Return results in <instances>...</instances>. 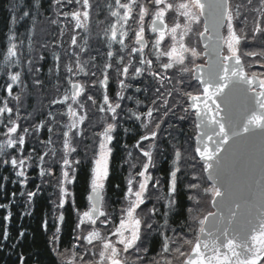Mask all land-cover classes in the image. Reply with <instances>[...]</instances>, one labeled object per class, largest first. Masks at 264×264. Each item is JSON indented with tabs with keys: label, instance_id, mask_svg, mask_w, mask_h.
Here are the masks:
<instances>
[{
	"label": "snow or ice",
	"instance_id": "6c2138e0",
	"mask_svg": "<svg viewBox=\"0 0 264 264\" xmlns=\"http://www.w3.org/2000/svg\"><path fill=\"white\" fill-rule=\"evenodd\" d=\"M48 7L51 16L41 12V0H36L28 10L21 9V20L35 21L43 16L52 25L63 23L70 26L67 29L71 35L66 55L69 60L75 58V67L64 63L65 76L61 80L62 57L54 49L51 51L53 65L48 74L54 77L56 94L49 100L46 118L32 122L31 127L24 126L21 131L22 97L12 92L14 86H20L21 92L26 88L22 78L25 68L22 49L27 42V52L33 50V34L30 31L13 33L9 30L10 35L6 37L8 45L3 54L5 64L0 65L7 77L4 90L16 101L15 109L8 103L0 106V126L5 129L0 131V136L5 137L0 142V166L10 165L15 177H26L31 167L28 161L33 160L32 152H35L33 149L27 156L24 155L26 138L38 134L46 125L51 134L55 124L59 125L62 137V156L58 161L62 174L57 185L60 193L58 207L64 208L68 198L73 196L70 186L76 182L78 172L86 167L90 170L87 210L76 211L75 235L70 245L72 251L61 250V228L57 227L49 239L56 259L48 264H128L129 258L134 259L136 264H161L162 261L173 264V260L178 264H264V49L249 51L240 48L246 37L238 34L234 18L239 15L241 5H233L231 0H114L109 9L116 22L110 25V29L106 28L104 34L109 49L113 44H119L120 52H126L127 59L125 61V56L121 55L116 61L120 90L115 101L104 94L98 108L104 119L93 131L92 143L84 146L83 157L76 141L82 135L80 125L86 119L85 115L79 114L85 108L80 97L86 89L74 78L81 74L87 76L85 67L89 62L96 61L95 56L81 60L88 41L85 39L81 44L77 34L78 29L89 31L92 4L90 0H49ZM255 11L264 19V0H259ZM146 16L152 17L151 32L155 34L150 54L145 52L149 48L144 26ZM130 19L136 20L138 26L134 29L128 26V30L134 31V41L129 50V45L125 43L128 30L124 26ZM59 31L63 37L66 28L60 27ZM257 34L264 42V25L259 21L251 33L253 40L257 39ZM166 36L170 37V44L165 43ZM41 47L48 48L47 41ZM106 55L108 60L103 65V79L88 82L93 87L97 83L102 87L108 84V71L113 67L110 61L114 53L109 50ZM244 57L253 60L245 61ZM44 58L41 53L37 63ZM257 60L262 69L260 71L253 70ZM93 66L96 67L95 63ZM16 67L21 70H15ZM26 71L34 87H46L40 78L41 67L34 65L31 58L27 59ZM91 75L96 76V72H91ZM148 77L151 81L147 80ZM141 78H145L146 83L155 82L158 85L150 104L139 97L125 96L128 89H133L135 93L142 91L141 87L127 82ZM165 82L173 86L167 88ZM143 91L147 94L146 88ZM226 92L228 95L222 107L218 97ZM125 99L133 102L135 107L125 110L121 103ZM86 100L92 105L98 103L91 94L86 96ZM170 101L175 102L170 105ZM161 108L164 109L162 113ZM157 113H161V118H157ZM170 115L180 121L194 118L197 131L195 155L199 157L202 175L193 172L187 189L190 193L193 190L197 192V205L201 203L199 193L202 190L205 196L210 197L215 209L192 217L190 226L194 239L168 235V220L178 212L179 207L176 196L181 168L176 166L170 171L166 193L160 192V180L154 179L149 172L151 167H155L152 149L160 137L161 124ZM64 117H67V123ZM30 118L31 113L23 116L25 121ZM123 121L138 123L142 131L133 147L146 159L141 162L142 170L136 174L140 179L135 183L133 173L129 172L119 212H110L103 204L105 198L102 193L110 172L111 145L119 130L122 129L125 134L133 130ZM170 129H175L174 122H170L165 131L175 140ZM51 142V138L40 141L42 144ZM144 142H148L146 147ZM128 147L124 145L125 149ZM12 149L19 155L8 151ZM49 151L55 156L54 149ZM49 151L39 154V175L42 178L53 174L51 167L43 166ZM128 155L131 157L133 154L129 152ZM173 155L176 161L182 157L177 145L173 146ZM191 158L195 160V156ZM136 166L132 164V168ZM150 182L155 192L149 189ZM42 184L43 180L41 185H37L36 192L26 193L28 204H31ZM153 197L156 203L148 208L146 202ZM188 199L191 201L194 198L189 195ZM7 206L0 205L3 208ZM10 216L9 212L4 220L9 221ZM161 218L165 221L162 224L159 223ZM59 219L63 221L65 217L60 215ZM44 227H47L46 223ZM3 235L6 242L9 235L7 229ZM25 237L26 231L21 230L19 238L23 240ZM155 244L160 250L155 256H150V248ZM184 244L190 246V252L185 251ZM17 264H28V257L23 252L18 254ZM32 264L41 262L33 259Z\"/></svg>",
	"mask_w": 264,
	"mask_h": 264
},
{
	"label": "trees",
	"instance_id": "16d2710c",
	"mask_svg": "<svg viewBox=\"0 0 264 264\" xmlns=\"http://www.w3.org/2000/svg\"><path fill=\"white\" fill-rule=\"evenodd\" d=\"M258 1V2H256ZM36 0H0V65L5 64L3 59V54L6 53V47L8 42L6 37L10 35L9 30L13 33H25L31 32L32 27L30 26L32 20H28L27 18L21 20L22 11L21 9L28 10L29 7L35 5ZM49 0H41L42 9L41 12H47L49 15ZM233 5H241L239 9V16L240 21L242 23H246V20L251 21L252 24L257 22V15L256 12L253 11V15L247 10V7L250 5H254L259 3V0H231ZM248 3V4H247ZM114 4V0H103L97 1L95 3V12H100L97 7H102V14L101 17L96 18V14H90L89 19V29H92V34L87 37L84 33L80 34V39H82L83 44L84 40L87 39L89 43L86 45L87 52L92 51L94 48V43L98 42V38L96 37L93 30H95V25L100 26L102 23V30H105L110 21H107L105 17V13H109V5ZM252 9V7H251ZM236 11V8L233 7V12ZM20 15V20H18ZM251 16V17H250ZM260 23L264 25V19H260ZM51 33L47 38L48 41V48L41 47L40 39L33 38L32 42V49L36 46L37 48L33 49L31 53L27 52V42H25L24 48L22 49L24 53V57L22 58V63L25 65L23 70L22 78L26 84V90L31 91L30 84H32V78L26 71L27 66V59L31 58L33 55V62L34 65L41 67L42 72L40 74V78L45 82L46 87L41 89L40 94H27L29 99L26 102V105H22V112L26 114L30 112L32 108L36 107V101H34L35 95H38L41 100L42 109L39 111V115L37 116L34 122H38L40 119L46 118L45 114L49 110L48 104L49 100L55 95V84H54V77L49 76L48 70L53 65V60L51 57V51L54 49L59 55L62 57L61 60V80L64 79L65 73L63 71V64L70 63L72 66L75 67V62L72 63V60L68 59L66 55V51L68 50V44L70 43V35L69 37H61L60 34ZM249 33V30H248ZM252 30L250 31V34ZM252 37V36H251ZM63 40V44H60V41ZM256 44L251 45L249 51L256 50L260 51L264 49V42L259 39V34H257V39H255ZM19 44V41H16ZM35 43V44H33ZM34 45V46H33ZM64 47V48H63ZM43 53L44 60L42 62L37 63V58L40 54ZM90 53V52H89ZM251 58V57H249ZM92 62H89L88 65L85 67V70L88 74L91 73L92 70H96L92 68ZM89 68V69H88ZM15 70H21L19 67H16ZM100 69L97 71V73ZM87 76H84V78ZM83 78V79H84ZM145 79V78H144ZM7 77L5 75V70L0 68V106H2L5 100H8V93L4 90V85L6 83ZM148 81H151V78H148ZM52 84V87H48L47 85ZM142 84V83H141ZM139 84V87L142 88L140 93H137L136 97L142 99L145 103H148L152 96L155 95L154 90L156 88V84L146 83L144 82L143 85ZM147 87V94L143 91L144 86ZM136 86V85H134ZM95 92L92 95L97 100V106L102 103V91L98 88L97 85L94 86ZM39 90V88H38ZM19 91L15 90L13 92L14 95H20ZM108 96L112 99L114 94L112 90L107 92ZM135 96L136 93L131 90V92L125 94V96ZM151 96V97H150ZM43 99V102H42ZM122 107L124 108L125 105L128 107H135L134 103L125 99L121 102ZM4 105V104H3ZM16 106L13 108L15 109ZM125 108V110H126ZM164 110L161 111V113ZM21 113V115H24ZM171 116L164 118L165 122L161 124V132L160 137L157 140L159 146L161 147L163 154L160 157V160L157 162V175L161 178L162 187L164 192L166 193L169 188L170 182V168H169V159L170 153L173 149L174 145L178 147L182 146L184 143L189 142L191 139L193 132L188 127V131L185 130V125H181L180 129H177L175 125V129H170L175 136V140H173L172 136L168 135V132L165 129H168V124L171 122ZM13 118H15V113H13ZM102 118V117H100ZM157 118H161V115ZM66 120V117L63 118ZM104 119V117H103ZM6 120V118H5ZM123 124L127 127L132 128L133 130L129 133H123L122 129L118 131L114 140L112 142L113 152L110 157V172L108 180L105 181V197L109 202L110 209L115 210L120 206L121 199L123 197V191L125 189V182H126V168L124 166L125 156L127 150L133 149V145L135 140L138 139L139 132L142 131L138 127V123L135 121H123ZM21 128L25 126L24 119L21 117L20 120ZM85 127L86 124L84 125ZM53 132L51 134L47 131V125L41 129V131L33 135V140H41L48 141L49 138L53 135L55 129L59 127V125H52ZM20 128V129H21ZM89 128V127H87ZM184 130H181V129ZM98 128H94L91 132ZM88 130V129H87ZM0 131H4L3 127L0 126ZM83 133V131H82ZM59 138L61 136L58 133ZM32 141V139H31ZM59 141V140H58ZM85 142H88L86 140ZM174 143V144H173ZM127 144L129 147L127 149L124 148V145ZM32 146V148L30 147ZM35 149L33 154V162L34 167L29 169L27 178L28 181L22 180V178H17L14 175V171L11 166H0V205H8L6 208L0 207V264H17V257L18 254L23 252L25 256L28 257V264H32L33 259L39 260L41 264H48L50 260L54 261L56 258L51 252V248L49 245V234L53 233L56 228V224L54 219L52 218V206L50 202V192L47 190L40 189L38 194L33 198L31 204H28V196L27 192L37 191V185L39 182L37 180V176L39 171L37 169L39 154H43V151L40 149L39 146L35 144H30L26 146L25 153H30V150ZM14 155L15 152L11 151ZM0 165H2V161H0ZM5 177L7 179H5ZM90 178V170L86 167L82 169L77 174V180L72 185L73 196H72V204L68 203L63 208V216L65 219L61 225V232H60V248L61 249H68L70 240L72 237V232L75 225V216L74 210H84L87 207V192H88V184ZM184 180L181 178L179 179L178 183V191L176 196V201L178 203V212H176L172 217L169 218L168 223L170 227L175 230L184 232L187 231L188 226V209H189V199H188V190L184 185ZM15 182V183H14ZM119 185V187H117ZM13 193H15V197H13ZM11 213L9 221L4 220V216L8 213ZM164 221L163 218L160 219ZM165 222V221H164ZM47 224V227H44V224ZM8 230L9 235L7 241L4 242V232ZM21 230L26 231V237L21 240L19 238V232ZM15 245V247H13ZM159 248L158 244L153 245L150 248V255H154Z\"/></svg>",
	"mask_w": 264,
	"mask_h": 264
},
{
	"label": "rangeland",
	"instance_id": "374dc122",
	"mask_svg": "<svg viewBox=\"0 0 264 264\" xmlns=\"http://www.w3.org/2000/svg\"><path fill=\"white\" fill-rule=\"evenodd\" d=\"M97 1H99V0H94L93 3H96ZM100 1H103V0H100ZM256 2H258V1H256ZM257 4H254V5L248 4L250 7H247L248 8L247 10L249 11V13L252 12L251 13V16L253 15V11H255V8H256ZM251 7H252V9H251ZM93 8L95 9L94 6H93ZM97 9L100 12H102V7H97ZM90 12H92L91 9H90ZM100 12H97L96 18L102 16V14ZM51 15H52V12L49 11V16H51ZM256 15H257V21L260 22V19L262 17L257 12H256ZM18 20H20V15H19ZM167 22H168V18L166 16V23ZM135 23H136V26H133L132 25V28L133 29L138 26L137 25V22H135ZM255 24H252V22L251 21H248V20H246V23H242L240 21V16L239 15H237L234 18V26H235L238 34H241L244 37H246V41L242 42V44L240 46V48L242 50L243 49L249 50L251 45H254L255 46L256 41L253 40V38L251 37V34H250V31L251 30L253 31V29L255 27ZM30 26L32 27V34H33L34 40L37 39V38L40 39L41 44L43 42H45V41H48L47 38L49 37V35L51 33H55L56 30H58L57 31V34H60V31H59L60 27H65L66 28V31H65V34L63 35V38L64 37H69V34H70V31L67 30L70 26L64 25L63 23L61 25H59V26L52 25V24L48 23L44 19L43 16H41L39 19H36L35 21L32 20ZM241 29H243V32L242 33L240 32ZM78 30H79V34H78ZM78 30H77L78 39L80 40V43L83 44L82 39H80V34L82 33L83 29H78ZM248 30H249V33H248ZM93 32H95L96 34L97 33H102V29H95V30H93ZM133 33H134V31H132V34ZM152 37L153 36H151L149 34H146V38L149 41V45L151 44V38ZM125 40H127V37H125ZM132 43L133 42L131 40H129V44L132 45ZM165 43H168V44L171 43L170 37L166 36ZM33 44H35V43H33ZM37 47L38 46L34 47L33 49H35ZM104 48H105L104 45L100 41H98V42L94 43V48L92 49V51H89L90 53L87 52V49L85 47V52L83 54H81V60L82 61L83 60H87L89 56H95L97 59L102 60L99 63L95 64L96 65V70H92L91 71V72H93V71L96 72V76H92L91 73H90V74L87 75V78L85 80H83V79L79 80L82 84H84L85 89H86L85 93L80 97V100L85 105V108H84V110H82L79 113L81 115H85L86 119H85L84 123L82 125H80L81 131H83V133H82L81 137L77 138V141H76L77 147L80 149V156L81 157H83V154H84V146L86 144H91L92 143V134H93V132H91V131L95 127L96 128H99L100 123L103 121V117L102 118L99 117V113L100 112L98 111L97 105H92V103L90 101H87L86 100V96L88 94H91L92 95V93L95 92L94 87L91 86V85H89L88 82L90 80H97V81H99V80L103 79V74H104V72H103V65H104L105 61L108 60L107 58H104L103 59L102 49H104ZM117 48H118V45H115V49L114 50H116ZM77 51H79V49H77ZM145 52H146V54H150V47ZM151 57L153 58V60L155 59V56L154 55H152ZM32 58H33V55L31 57V59ZM243 59L245 61L253 60V58H249V57H244ZM72 61H73L72 63L75 62V58L74 57H73ZM112 65H113L112 68H117V66H115V64H112ZM92 68L94 69V67H92ZM99 69H100V71L97 73V71ZM253 70H256V71L262 70V69H260L259 61L258 60L255 62L254 69ZM80 76L84 77L85 75L81 74ZM108 76H109V81L108 82H110L114 86H117V84H118V82H117L118 81V75H117L116 70L113 73L110 72V70H109L108 71ZM75 78L78 79L79 76L78 77H75ZM110 83H109V85H110ZM165 83H166V87L167 88H171L173 86L172 84H168L167 82H165ZM97 86L98 87L100 86L99 83H97ZM30 87H31V91H28L25 88V90L23 92H21L20 86H14L13 87V90H12V92H14L15 90L19 91L18 93H20V95L22 97V104H21V113L22 114H24L22 112V105H26V102L29 99V97H28L27 94H40V92H41V88H39V90H38V87H34L32 84H30ZM163 91H164V89H163ZM115 99H116V97L112 98L111 100L112 101H115ZM34 101H36V107L37 108H34V109L32 108V110L30 112H27V113H31V118L28 121H25L24 120L25 126L31 127L32 122H34L36 120L37 116L39 115V111L43 108L42 107V104L43 103L41 104V100H40V97L38 95H35ZM42 102H43V99H42ZM174 102L175 101H170L169 103H174ZM4 103H8L9 106H10V104H14L16 106V101L13 100V99H11V97L9 95H8V100H5L3 102V104ZM3 104H2V106H3ZM56 107H60V106H56ZM65 111H66V109H65ZM24 115H21V117L23 118ZM5 118H6V114H5ZM65 122L66 123L68 122L67 117H66ZM85 124L89 128L85 127L84 126ZM20 130L22 131V128ZM4 131H5V129H4ZM59 132H60V129L58 127L57 129H55L53 135L51 136V141H52L51 143H44V144H42V143L39 142V140H36V141L33 140V138H32L33 135H32V136H28L26 138V144H25V148H26V146L29 145L30 142H31L32 145L35 144L36 146H39L40 149L43 151V153L45 151H49V149H54L55 150V153H56L55 156H53L52 153L49 151V155L46 157V163H45V165H43L44 167H51L53 169V174L51 176H46V177H43V178L40 177L39 174L37 176L39 185H41V182L43 180V184L41 186V189H43V190L45 189L48 192H50V202H51V206H52V217L55 220H56L57 216L59 214H61V209H62V208L58 207V203H59V199H60V193H59V188L57 186L58 185V180L61 178V175H62L61 174V171H60V165L58 163L60 157L62 156V137L59 138V136H58V133ZM4 139H5V137L0 136V142H2ZM31 139H32V141H31ZM86 140H88V142H85ZM147 143L148 142H144V146L145 147L147 146ZM30 147L32 148V146H30ZM160 149H161V147L158 145V142L156 141L155 146L152 149V151H153V157H154V160L156 162L155 163V167H151L149 169V172L152 175V177L154 179H159V180H160V178L157 175V173H156L155 170L157 168V162L160 160V157H162V154H163L162 150H160ZM8 151L15 152V149L8 150ZM181 151H182V157H181V159L179 161H176L175 158L173 157V149H172V151H171V153L169 155L170 156L169 164L171 166V170H174L176 166H179L181 168V173H178V175H179L180 178L182 176L183 177L182 178L183 180H184V177H188V179H190L191 178V174L193 172H195L197 175H199V173H200L201 170H200V167H199L197 161L196 160H193L191 158V157H193V153H192V148H191L190 143L189 142L184 143V145H182V147H181ZM29 152H32V150H30ZM129 152H132V154H133L131 157H129V155H128ZM28 154H26L25 151H24V155L25 156H27ZM15 155L18 156L19 153L15 152ZM145 159L146 158H144L141 155V153L137 149H135V148L127 151L126 156H125V161H124V164H125V167H126V170H127L126 187H127V178H128V174H129L130 171L133 173L134 183H135V180L140 179V177H138V175H136V174L140 170H142V168H141V162H143ZM37 161H38L37 169L39 171L40 170V167H41V165L39 164V158L37 159ZM134 163L137 166L135 168H132V164H134ZM28 164L31 165V167L28 168V170L26 172V177L22 178V180H25V181H28L27 173H28L29 169H31V168L34 167L33 160L28 161ZM193 164H195V167H192ZM189 176H190V178H189ZM187 183L188 182H186V181L184 182V185H185L186 188H187ZM89 184H90V180H89ZM161 187H162V182L160 180V185H159L160 192L161 193H165L161 189ZM149 189L151 191L155 192V189H153V187H152V182L149 183ZM199 194H200V197H201V203L199 205H197L195 203V196L197 195V192L195 190H193L190 193V195H192L194 199L191 200V211L188 210V214H189L188 215V218H189V221H188L187 231L185 230L183 232V234H181V233H178V232L174 231L173 229H171L169 227L168 228V235H169V237H171V236H173V234H175L176 237H178V238L179 237H187L189 239H194V237L192 235V227L190 226L191 225V222H192V217L194 215H204L208 211V204L206 202L207 201V197L203 194L202 190H200V193ZM204 202H205V204H204ZM66 203H71V197L68 198V200L66 201ZM122 203H123V200H121L120 206L115 210L116 212H119V208L121 207ZM146 203H147V207L148 208H151L152 205L154 203H156L155 197H153V199L149 200ZM163 203H166V201H163ZM103 204L107 208L108 211H110V212L112 211V210L109 209V206H108V203H107L106 199H104ZM159 223L162 224V223H164V221L159 220ZM180 243H183V241H180ZM189 248H190V246L188 244H184V249H185L186 252H188ZM82 250L83 249H81V251ZM64 251L70 253L72 251V249H71V247H69L67 250H64ZM141 255H143V253H141ZM68 259L69 260L71 259V256L70 255H69ZM97 261H98V257H97ZM128 264H136V262L134 261V259L129 258ZM161 264H165V262L162 261ZM173 264H178V261L173 260Z\"/></svg>",
	"mask_w": 264,
	"mask_h": 264
},
{
	"label": "water",
	"instance_id": "95a60500",
	"mask_svg": "<svg viewBox=\"0 0 264 264\" xmlns=\"http://www.w3.org/2000/svg\"><path fill=\"white\" fill-rule=\"evenodd\" d=\"M150 28H151V23H150ZM227 95H228V93L226 92L223 96L218 97V102L221 104L222 107L225 106V98ZM225 115H227V108L226 107H225ZM225 123L227 124L228 121L226 120ZM229 131H231V128H229ZM196 137H197V131H196L195 136L193 138V140H194V152H195V147H196ZM211 207H212V205H211ZM212 209H213V211H215V209L213 207H212Z\"/></svg>",
	"mask_w": 264,
	"mask_h": 264
}]
</instances>
